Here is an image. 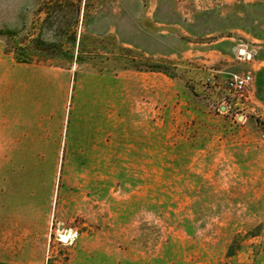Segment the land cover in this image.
<instances>
[{"label": "rangeland", "instance_id": "obj_1", "mask_svg": "<svg viewBox=\"0 0 264 264\" xmlns=\"http://www.w3.org/2000/svg\"><path fill=\"white\" fill-rule=\"evenodd\" d=\"M0 262L264 264V0H0Z\"/></svg>", "mask_w": 264, "mask_h": 264}, {"label": "built area", "instance_id": "obj_2", "mask_svg": "<svg viewBox=\"0 0 264 264\" xmlns=\"http://www.w3.org/2000/svg\"><path fill=\"white\" fill-rule=\"evenodd\" d=\"M245 56L244 54H240ZM252 75L250 72H243L241 74H234L229 77L226 82V89L229 91H242L252 83Z\"/></svg>", "mask_w": 264, "mask_h": 264}, {"label": "bare ground", "instance_id": "obj_3", "mask_svg": "<svg viewBox=\"0 0 264 264\" xmlns=\"http://www.w3.org/2000/svg\"><path fill=\"white\" fill-rule=\"evenodd\" d=\"M56 237L58 238V240H60L62 242H68L69 240H71L74 237V235L70 229H65V230L57 232Z\"/></svg>", "mask_w": 264, "mask_h": 264}, {"label": "water", "instance_id": "obj_4", "mask_svg": "<svg viewBox=\"0 0 264 264\" xmlns=\"http://www.w3.org/2000/svg\"><path fill=\"white\" fill-rule=\"evenodd\" d=\"M238 53H239V54H243V53H244V50H243L242 48H240V49L238 50Z\"/></svg>", "mask_w": 264, "mask_h": 264}, {"label": "trees", "instance_id": "obj_5", "mask_svg": "<svg viewBox=\"0 0 264 264\" xmlns=\"http://www.w3.org/2000/svg\"><path fill=\"white\" fill-rule=\"evenodd\" d=\"M0 264H7V263L0 262Z\"/></svg>", "mask_w": 264, "mask_h": 264}]
</instances>
